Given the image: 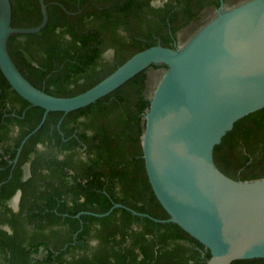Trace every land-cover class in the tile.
<instances>
[{"label":"trees","instance_id":"trees-1","mask_svg":"<svg viewBox=\"0 0 264 264\" xmlns=\"http://www.w3.org/2000/svg\"><path fill=\"white\" fill-rule=\"evenodd\" d=\"M155 1L44 0L46 25L11 34L8 52L34 86L72 96L148 46H182L215 17L219 5V0ZM243 1L223 0L225 7ZM10 2L12 26L40 22L39 0ZM165 68L152 63L84 107L66 114L48 111L15 162L43 109L19 96L0 71V264H206L207 248L175 223L124 207L94 214L119 203L168 217L149 183L140 140L143 113ZM52 141L54 153L35 148ZM213 158L231 178L264 177V107L235 121L214 146ZM25 163L30 175L23 179ZM17 190L13 211L7 203ZM38 251L42 254L34 257ZM229 264H264V258Z\"/></svg>","mask_w":264,"mask_h":264},{"label":"water","instance_id":"water-1","mask_svg":"<svg viewBox=\"0 0 264 264\" xmlns=\"http://www.w3.org/2000/svg\"><path fill=\"white\" fill-rule=\"evenodd\" d=\"M36 26L11 24V2L0 0V71L10 87L32 106L66 114L111 92L152 63L165 64L143 113L142 158L151 188L167 212L156 222H172L210 253L206 264L264 258V177L234 179L215 164L213 149L239 118L264 107V0L225 7L182 46L159 43L127 58L88 89L55 96L34 86L18 69L7 49L11 34L39 31L48 19L39 0Z\"/></svg>","mask_w":264,"mask_h":264},{"label":"flooded vegetation","instance_id":"flooded-vegetation-1","mask_svg":"<svg viewBox=\"0 0 264 264\" xmlns=\"http://www.w3.org/2000/svg\"><path fill=\"white\" fill-rule=\"evenodd\" d=\"M155 2L159 3L160 1L156 0ZM108 53H111V50H107L104 55L106 56V54H108ZM77 131H78V128H74V133L75 134L77 133ZM87 134H89V132H87ZM53 144H54V141L50 142V144H46V143L42 144V143L38 142V143L35 144V148L38 149V150L44 149V150L51 151V152L54 153L57 149L53 146ZM59 156H62V155H59ZM13 162H14V159H13ZM29 175H30L29 163H25L23 165V176H22V178L26 179ZM19 197H20V191L17 190L16 193L8 200L7 205L13 211H16L18 209ZM76 216H78V214H76ZM2 227L4 229L9 230L8 226L5 225V224L2 225ZM90 244L91 245H95L94 240H91ZM41 254H42V251H38V253H34L33 256L34 257H38Z\"/></svg>","mask_w":264,"mask_h":264},{"label":"rangeland","instance_id":"rangeland-1","mask_svg":"<svg viewBox=\"0 0 264 264\" xmlns=\"http://www.w3.org/2000/svg\"><path fill=\"white\" fill-rule=\"evenodd\" d=\"M106 57H110V53L106 54Z\"/></svg>","mask_w":264,"mask_h":264}]
</instances>
